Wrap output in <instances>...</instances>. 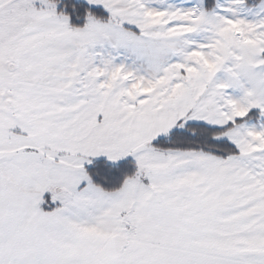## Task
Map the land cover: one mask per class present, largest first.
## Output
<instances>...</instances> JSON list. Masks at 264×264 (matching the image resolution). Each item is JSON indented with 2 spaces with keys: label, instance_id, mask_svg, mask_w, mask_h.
<instances>
[{
  "label": "snow or ice",
  "instance_id": "obj_1",
  "mask_svg": "<svg viewBox=\"0 0 264 264\" xmlns=\"http://www.w3.org/2000/svg\"><path fill=\"white\" fill-rule=\"evenodd\" d=\"M0 264H264V0H0Z\"/></svg>",
  "mask_w": 264,
  "mask_h": 264
}]
</instances>
